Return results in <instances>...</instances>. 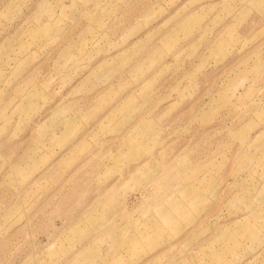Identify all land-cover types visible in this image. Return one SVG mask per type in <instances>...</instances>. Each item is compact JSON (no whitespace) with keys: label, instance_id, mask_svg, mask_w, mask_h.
<instances>
[{"label":"rangeland","instance_id":"rangeland-1","mask_svg":"<svg viewBox=\"0 0 264 264\" xmlns=\"http://www.w3.org/2000/svg\"><path fill=\"white\" fill-rule=\"evenodd\" d=\"M0 264H264V0H0Z\"/></svg>","mask_w":264,"mask_h":264}]
</instances>
